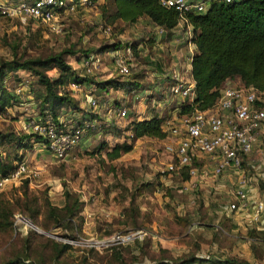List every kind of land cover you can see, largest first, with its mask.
Returning a JSON list of instances; mask_svg holds the SVG:
<instances>
[{"label": "rangeland", "instance_id": "rangeland-1", "mask_svg": "<svg viewBox=\"0 0 264 264\" xmlns=\"http://www.w3.org/2000/svg\"><path fill=\"white\" fill-rule=\"evenodd\" d=\"M68 1L56 9L50 23L27 14L0 13V62L13 57L46 56L69 48L73 52H64V56L76 71L82 72L84 55L95 53L99 58L98 69L94 72L97 78L118 77L113 70L112 49L99 47L121 37L123 40L132 39L128 25L116 20L110 26L111 33L107 34L101 28L103 17L97 2L81 4L76 0V5L71 8ZM137 61L136 68L133 66L125 78H132L135 71L141 76L145 74L147 61L141 55ZM46 73L54 78L58 70L50 67ZM231 79L240 83L237 78ZM4 83L13 89L18 100L0 113V133L14 131L21 134L26 132L23 117H32L43 107L44 86L27 69L8 72ZM139 83L142 87H151V82ZM107 91L115 99H122L128 108V116L117 122L113 120L111 125H125L131 118L148 117L145 105L139 103L141 97L134 99L128 87L110 85ZM59 93L70 94L76 102L73 108L79 113L86 108L84 90L64 88ZM173 105L163 108L162 116L166 119L171 118L167 112ZM64 106L68 107L67 104ZM31 139H27L29 146L16 148L13 142H2L0 134V157H5L7 152H18L28 166L19 180L0 187V197L8 200L13 210L12 228L0 232V263L16 255L41 260L42 264H158L160 261L165 264L178 262L187 255L211 258L239 255L247 258L254 254L259 258L264 253L257 245L258 241L248 239H261L259 233L249 226L234 228L232 220L225 216L224 209L233 201L228 190L232 191V188H227L228 182L224 181L225 173L209 175L202 180L198 176L184 180V173L179 169L166 171L168 161L175 164L177 161L164 151V139L138 137L133 140L131 150L109 158L106 149L115 142L130 140L127 131L114 132L111 126L101 136L82 141L62 159L52 155L41 141ZM261 140L248 159H252L255 166L246 163L245 171L257 177L259 189L256 195L264 198V185L260 181L264 167L261 168V163L257 166L264 158V136ZM100 142L106 143L102 149L99 148ZM65 191L82 202L80 213L72 219L74 231L71 236L74 238L68 237L71 234L69 229L52 224L46 205L49 202L61 207ZM254 203L245 213L251 212ZM31 212L37 215L33 223L41 232L29 229L15 218L17 214H26L30 218ZM42 222H47L48 228L42 226ZM136 230L147 233L137 240L141 243L140 248L136 246V240L125 245L122 241L112 249L100 246V241L112 235L124 240L127 233ZM69 239L75 241L70 243ZM51 240L70 244L71 248L55 258ZM90 240L100 247L86 246ZM119 250L122 263L114 257Z\"/></svg>", "mask_w": 264, "mask_h": 264}, {"label": "built area", "instance_id": "built-area-1", "mask_svg": "<svg viewBox=\"0 0 264 264\" xmlns=\"http://www.w3.org/2000/svg\"><path fill=\"white\" fill-rule=\"evenodd\" d=\"M239 0H161V3L177 11V22L170 30L158 26L152 22V28L143 33L144 40L153 35L163 33L176 34V43L186 44L189 48V60L194 52L193 37L195 30L189 20L190 13H204L214 2H234ZM81 4L92 0H79ZM69 7L76 5V0L68 1ZM66 4V0H0V13L8 15L27 14L33 19L51 22L56 9ZM102 30L111 33L110 26L101 23ZM122 38V37H121ZM120 38V46L111 50L113 54V70L118 74L116 80L122 81L129 75L131 68L136 66L132 48V39ZM99 58L95 53L82 57L80 74H92L98 69ZM155 60L148 63L146 70L152 75L151 87L129 88L132 97H141L145 105V114L162 116L163 108L173 103V108L166 119L163 128L166 131L164 139V151L177 163L168 161L166 171H174L187 167L189 178H206V176L224 175L230 170L241 173L239 185L244 186L247 181L245 171L246 163H252L249 159L251 153L264 136V91L258 90L250 84L232 82L227 78L219 88V95L211 108L193 109L178 113L181 103L190 102L194 96V80L192 74L185 71H173L168 77H163L158 85L155 74ZM146 73V72H145ZM147 74V73H146ZM154 82V84H153ZM84 90L86 97L85 114L61 106L54 116L48 109L35 113L25 122L26 132L39 135L43 146L47 147L56 158L62 159L68 156L82 141L92 136H101L112 124V121L124 119L128 116V108L122 99H115L109 92H97L96 84L70 82L61 86V89ZM120 88V87H119ZM156 94L153 96V94ZM173 111V112H172ZM168 113V112H167ZM173 113V114H172ZM146 116V115H145ZM133 119V118H131ZM131 119L127 120L129 123ZM175 119V120H174ZM120 126L125 127L127 125ZM129 136L132 133L127 131ZM205 158V160H204ZM207 159V160H206ZM199 161V162H198ZM198 162V163H197ZM250 165V164H249ZM252 166H255L253 163ZM258 166V165H257ZM28 170L27 162H18L10 175L0 179V187L7 183L19 180ZM264 172V171H263ZM233 201L227 205L229 212L241 209H250L248 195L245 188L235 189L232 193ZM264 210V202L257 200L252 205L255 217ZM16 220L29 229L41 232L27 217L15 215ZM147 233L136 230L127 233L123 240L119 236L112 235L109 239L100 241L101 248H111L115 244H131L135 240L142 239ZM70 243L75 241L67 240ZM121 242V243H120ZM89 247H100L93 240L85 243ZM103 248V249H104Z\"/></svg>", "mask_w": 264, "mask_h": 264}, {"label": "trees", "instance_id": "trees-1", "mask_svg": "<svg viewBox=\"0 0 264 264\" xmlns=\"http://www.w3.org/2000/svg\"><path fill=\"white\" fill-rule=\"evenodd\" d=\"M99 4L103 17L102 24L111 26L116 20L126 22V24L136 21L140 17H148L151 22L168 30L173 28L177 22V11L166 7L161 0H92ZM61 8V7H60ZM59 9V8H58ZM192 23L195 35L193 42L195 49L191 57V74L194 80V96L190 102L181 103L178 113L187 112L194 107L200 109L211 108L218 95L219 88L227 78H237L244 84H250L258 90L264 91V0H239L230 3L214 2L204 13L188 15ZM112 31V28H111ZM122 33V32H119ZM120 39V38H119ZM112 41L102 45L99 49H115L120 46V40ZM135 58L140 56L137 48V40L132 42ZM64 52L71 53L73 50L65 49L46 56H34L28 58L13 57L0 62V113L12 106L18 99L13 89L8 88L4 83V77L10 71L16 72L18 69H27L33 73L37 82L44 86L45 92L41 100L42 112L48 109L55 116L60 106H67L74 109L76 102L68 93H59L61 86L70 82L90 84L98 86L97 92H108L110 85L116 88L123 86L132 88L142 87L139 81L135 80L137 71L132 78L122 81L116 78L99 79L98 75L80 74L70 63L67 62ZM150 60H147L149 62ZM56 67L57 77H50L46 69ZM136 73V74H135ZM40 95H42L40 93ZM75 110V109H74ZM81 113L85 114L83 110ZM169 115V114H167ZM164 116L152 115L147 118H133L125 127H118L115 123L114 132L119 130L130 131V140L115 142L106 154L109 158H116L121 153L133 148V140L142 136H151L163 139L166 131L163 123ZM113 124V123H112ZM110 126V127H111ZM119 128V130H118ZM2 142H13L16 148L29 146L27 139L40 141L42 137L37 134L14 131L0 133ZM33 140V141H34ZM105 142V141H104ZM100 145L103 147L106 143ZM23 160L21 153L7 152L5 157H0V179L10 175L16 164ZM16 162V163H15ZM184 173V180L189 179L187 167L179 169ZM65 201L61 207H56L46 202L49 216L53 220L52 224L57 227H64L71 231L68 237L74 238L72 231L74 226L72 219L78 216L81 211L82 202L78 197H74L68 191L64 192ZM26 216V214H24ZM29 218V216H26ZM12 218V220H11ZM32 218V219H31ZM37 218L34 212L30 213V220ZM13 210L9 206L8 200L0 197V232L12 228ZM47 227V222L40 223ZM254 231V230H249ZM253 232H249L251 234ZM250 236V235H249ZM55 249V258L71 248L70 244L60 243L51 240ZM137 247L141 243L136 240ZM111 247L110 249H112ZM116 259L122 263L120 250L115 252ZM114 254V255H115ZM137 256V255H136ZM168 262V261H165ZM0 264H42L41 260L20 255L13 256ZM158 264H164L160 261ZM165 264H251L249 261L236 256L230 257H200L187 255L179 258L178 262H168Z\"/></svg>", "mask_w": 264, "mask_h": 264}, {"label": "crops", "instance_id": "crops-1", "mask_svg": "<svg viewBox=\"0 0 264 264\" xmlns=\"http://www.w3.org/2000/svg\"><path fill=\"white\" fill-rule=\"evenodd\" d=\"M127 25L130 31L129 33L132 35L134 41L137 40V48L139 50L140 55L143 56L146 61L152 60V59L156 61L154 73L157 74L155 75L157 78H156L155 83L158 82V85L162 83V81L164 80L163 77H166V76L169 77L171 75V70L173 71H185L186 70V74L189 72L188 70H190V73H191V61L189 60V50H188L189 47L186 44L176 43L175 42L176 34H172V33L171 34L163 33L161 35L155 34L149 39L144 40L143 33L147 32L148 30L152 28V22L150 21V19H148V17H140L136 21L129 23ZM121 35L122 34H120V36ZM137 64H138V61H136L135 65L137 66ZM19 72H22V70H20ZM146 73L143 76H141V74H136L135 80L141 81L144 83L149 82V80H151L152 78V75H150L147 71ZM88 85L89 84H87V86ZM139 103L144 104L142 101ZM169 112H171V110H169L167 114H169ZM29 116L30 115H28V117ZM27 118L23 117L24 119L22 121L23 126H25V122L27 121L26 120ZM88 140L89 139H86L85 142ZM260 163L263 164L261 166V168H263L264 158H262V160H260V162L257 165L259 166ZM249 164L250 166H252L253 162ZM246 173H247V181L244 186L242 185L240 186L238 183V180L241 177V173H238L237 170H230V171L225 172L226 177L223 176L222 179H224L225 177L224 181L228 182L227 188L231 187L232 191H234L236 188L237 189L245 188L247 195H248V201L250 204L254 203L255 200L257 201V200L262 199L263 201L264 200L263 196L257 197L256 195V191L257 189H259L257 185L258 183L257 177L250 176L248 172ZM261 176L262 177H260V181H263V185H264V172L261 173ZM263 189H264V186H263ZM228 190L231 194L233 193L230 190V188ZM224 210H225L224 212L225 216L227 215L226 217L232 220L231 222L234 228L237 225H239L240 227L249 226L248 227L249 229H254L256 233H259L262 236L261 239L257 237L248 238V239L251 241L252 240L258 241L257 245L264 252V210L259 214L258 217H255L252 211L249 213H245L247 209L237 210L232 213L229 212L227 208ZM230 256H236V257L241 258V256L239 255H230ZM220 257H227V256H220ZM242 259L249 261L251 264H264V253L259 258L256 257L254 254H249L247 258L244 257Z\"/></svg>", "mask_w": 264, "mask_h": 264}]
</instances>
